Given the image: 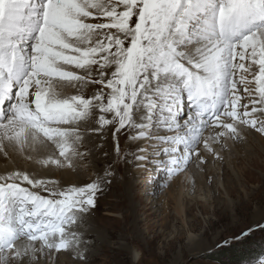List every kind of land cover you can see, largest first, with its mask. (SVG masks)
I'll list each match as a JSON object with an SVG mask.
<instances>
[{
	"label": "snow or ice",
	"instance_id": "snow-or-ice-1",
	"mask_svg": "<svg viewBox=\"0 0 264 264\" xmlns=\"http://www.w3.org/2000/svg\"><path fill=\"white\" fill-rule=\"evenodd\" d=\"M250 137L264 141V0H0V264H100L96 214L120 183L195 186ZM66 171L86 181L40 175ZM258 232L264 204L216 248L257 243L235 264H264Z\"/></svg>",
	"mask_w": 264,
	"mask_h": 264
},
{
	"label": "rangeland",
	"instance_id": "rangeland-1",
	"mask_svg": "<svg viewBox=\"0 0 264 264\" xmlns=\"http://www.w3.org/2000/svg\"><path fill=\"white\" fill-rule=\"evenodd\" d=\"M58 174L47 177L63 182V173ZM208 176L213 180L207 185ZM195 179H202L201 184L193 186L185 178L177 179L174 187L157 198L146 196L138 183L134 189H119L118 185L122 197L109 194L103 198L96 224L110 239L103 240L100 264H128L129 246L141 255L140 261L132 264H235L241 255L257 250V243L242 251L228 248L232 254L221 258V251L227 248L221 250L216 245L246 227L256 207L264 204V141L250 137L236 149L232 160L208 167ZM127 181L123 183H130ZM134 196L139 199L134 201ZM123 198L125 204L119 205ZM132 203L138 206L137 213ZM262 239L264 233L253 237L255 242ZM121 248L126 251L114 254ZM65 258L71 262L61 256L60 264L67 261Z\"/></svg>",
	"mask_w": 264,
	"mask_h": 264
},
{
	"label": "bare ground",
	"instance_id": "bare-ground-1",
	"mask_svg": "<svg viewBox=\"0 0 264 264\" xmlns=\"http://www.w3.org/2000/svg\"><path fill=\"white\" fill-rule=\"evenodd\" d=\"M3 162L2 161H0V164H2ZM22 167H23V165H22ZM28 170L29 171H31V166H28ZM63 173V182L64 183H66V184H76V185H80V184H83L85 181H86V177H84V176H82V175H78L77 173H75V172H70V171H66V172H62ZM50 173H48V172H41L40 173V175L42 176V177H47V176H52V177H54V176H58L59 174L58 173H54V174H51V175H49ZM202 180V179H201ZM201 180H197V179H195V183L196 184H198V185H200L201 184ZM205 180V179H204ZM203 180V181H204ZM126 181V180H125ZM127 182H130V183H120L119 185H121V187H118L119 189H122V188H124V187H126V186H128L129 188H131V189H134L136 186H135V183L134 182H131V181H127ZM177 180L172 184V186L171 187H174L176 184H177ZM187 183H190V185L192 184L189 180H187ZM207 183V182H206ZM207 185H208V183H207ZM181 189V188H180ZM179 189V190H180ZM178 190V191H179ZM170 192L168 191V195H167V198H169V199H171V194H169ZM121 195V197H122V193L120 194ZM134 198V201L136 200V199H139V197L138 196H134L133 197ZM117 202H118V200H117ZM135 203V202H134ZM119 205H124L125 204V200H124V198L122 199V201H121V203H118ZM153 206V205H152ZM132 208L134 209V211H135V213H137V211H139V208H138V206H135L133 203H132ZM145 208V207H144ZM146 209V208H145ZM115 224V223H114ZM138 224V223H137ZM140 224V223H139ZM111 230V229H110ZM104 233V232H103ZM109 233V232H108ZM105 234V233H104ZM112 234V233H111ZM115 234V233H114ZM106 235V234H105ZM104 235V238H105V241H108V239H110V238H108L107 236H105ZM103 245H105L104 243H103ZM125 248V247H124ZM119 252H115L114 254H119L120 252H123V251H126V250H123L122 248L120 249V250H118ZM124 253V252H123ZM122 253V254H123ZM113 254V253H112ZM140 257H141V255H140V253H139V255L138 256H136V257H131V259H132V261H133V263H138L139 261H140ZM66 259V258H65ZM67 261V263L66 262H62L63 264H72V262H70V261H68V259H66ZM61 263V264H62Z\"/></svg>",
	"mask_w": 264,
	"mask_h": 264
},
{
	"label": "trees",
	"instance_id": "trees-1",
	"mask_svg": "<svg viewBox=\"0 0 264 264\" xmlns=\"http://www.w3.org/2000/svg\"><path fill=\"white\" fill-rule=\"evenodd\" d=\"M228 250L229 249L227 248V249H224L221 251V253H220V255L222 256L221 258H223V256H225V258H226L228 255L232 254V252H227Z\"/></svg>",
	"mask_w": 264,
	"mask_h": 264
}]
</instances>
